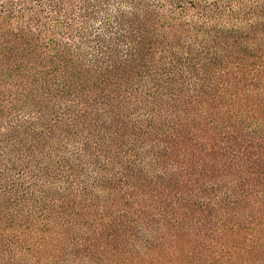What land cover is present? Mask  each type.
<instances>
[{
  "label": "trees",
  "instance_id": "obj_1",
  "mask_svg": "<svg viewBox=\"0 0 264 264\" xmlns=\"http://www.w3.org/2000/svg\"><path fill=\"white\" fill-rule=\"evenodd\" d=\"M0 264H264V0H0Z\"/></svg>",
  "mask_w": 264,
  "mask_h": 264
}]
</instances>
